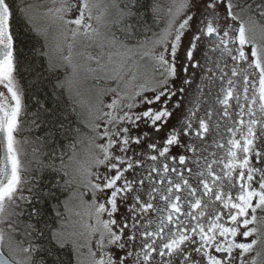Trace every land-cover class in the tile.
I'll return each instance as SVG.
<instances>
[{
	"label": "snow or ice",
	"instance_id": "snow-or-ice-1",
	"mask_svg": "<svg viewBox=\"0 0 264 264\" xmlns=\"http://www.w3.org/2000/svg\"><path fill=\"white\" fill-rule=\"evenodd\" d=\"M0 153V264H264V0H0Z\"/></svg>",
	"mask_w": 264,
	"mask_h": 264
},
{
	"label": "trees",
	"instance_id": "trees-1",
	"mask_svg": "<svg viewBox=\"0 0 264 264\" xmlns=\"http://www.w3.org/2000/svg\"><path fill=\"white\" fill-rule=\"evenodd\" d=\"M164 2H167V0H164ZM163 27H164V21L163 20H159V21L156 22V24L153 25V31L154 32H159L160 30L163 29ZM148 35L150 36L151 33H149ZM31 43L34 44L37 48H39L41 46L42 41L38 37H36V38H34L31 41ZM43 63H45L44 59L37 56L36 64L37 65H41ZM58 75L60 76L61 79L64 78V73L63 72L59 73ZM28 79H31V77L29 76ZM54 79L55 78L53 77V80ZM47 92L48 93L51 92V85L50 84L48 85ZM45 98L48 99L49 103H52L50 97H45ZM69 104H70V101L68 99V94L65 92V94L60 99V105H61L62 108H64L67 111V108H68ZM34 135L39 136V135H42V133L41 132H35Z\"/></svg>",
	"mask_w": 264,
	"mask_h": 264
},
{
	"label": "rangeland",
	"instance_id": "rangeland-1",
	"mask_svg": "<svg viewBox=\"0 0 264 264\" xmlns=\"http://www.w3.org/2000/svg\"><path fill=\"white\" fill-rule=\"evenodd\" d=\"M89 51H91L93 54H96L99 50L96 48H92V49H89ZM93 66H95V65H93ZM104 84H105V82H103V81H93L92 79H89L83 85L82 90H86V89L92 87L93 85L104 86ZM85 98H87V96ZM180 151H181L180 149H174L173 150L174 153H179Z\"/></svg>",
	"mask_w": 264,
	"mask_h": 264
},
{
	"label": "flooded vegetation",
	"instance_id": "flooded-vegetation-1",
	"mask_svg": "<svg viewBox=\"0 0 264 264\" xmlns=\"http://www.w3.org/2000/svg\"><path fill=\"white\" fill-rule=\"evenodd\" d=\"M174 154H176V153H174ZM0 155H2V153H0Z\"/></svg>",
	"mask_w": 264,
	"mask_h": 264
}]
</instances>
